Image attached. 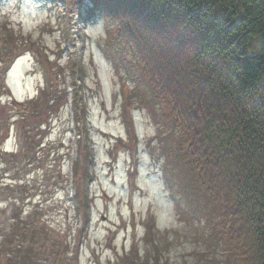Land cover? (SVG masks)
<instances>
[{
	"label": "trees",
	"instance_id": "1",
	"mask_svg": "<svg viewBox=\"0 0 264 264\" xmlns=\"http://www.w3.org/2000/svg\"><path fill=\"white\" fill-rule=\"evenodd\" d=\"M81 1L67 0L71 9ZM92 1L90 15H102L107 28L100 49L123 81L124 100L147 109L158 126L152 152L170 189L208 221L206 245L193 264H264V0ZM65 36L73 40L69 31ZM7 41L0 60L25 42L15 33ZM74 66L82 76L79 58ZM51 69L54 79L41 94L19 104L23 145L9 154L15 161L41 151L36 136L44 118L65 104L58 79L63 68ZM84 152L89 170L90 148ZM19 215L4 243L6 263L44 264L47 258V264H65L58 242L54 255L45 250L47 230ZM150 237L152 246L160 245L146 264H170L161 247L169 233Z\"/></svg>",
	"mask_w": 264,
	"mask_h": 264
},
{
	"label": "rangeland",
	"instance_id": "2",
	"mask_svg": "<svg viewBox=\"0 0 264 264\" xmlns=\"http://www.w3.org/2000/svg\"><path fill=\"white\" fill-rule=\"evenodd\" d=\"M69 18L75 19L72 33L77 35V28H81L83 36L77 40L72 35L76 40L71 43L63 36ZM104 22L102 15H96L84 24L76 10L69 13L66 0H0V32L8 24L17 39L33 42L35 52L22 50L11 67L0 72V264H7V252L1 247L4 235L17 222L11 219L12 213H22L27 224L31 221L47 230L44 248L52 250L49 256L54 255L57 242L61 250L66 244L70 249L72 244L77 257L68 264H133L139 257L146 264L149 253L154 255L160 245L152 246V241L145 240L149 230L154 238L171 236L161 242L170 264H193L196 251L203 250L205 242L195 240L194 226L181 220L164 182L163 163L152 152L158 131L155 119L147 110L132 112V120L124 117L123 81L100 49L107 31ZM44 55L62 66L80 58L84 67L79 84L82 119L89 136L87 146L82 144L84 137L80 139L77 174L81 179L76 181V192L85 202L89 220L84 229L82 217L73 211L76 204L72 205L68 195L78 149L76 132H68V108L62 105L44 118V127L38 131L42 133L36 136L42 142L41 151L35 156L29 152L25 160L15 161L9 155L16 151L18 129L22 127L18 119L23 109L17 102L26 103L46 83ZM159 119L165 121L163 111ZM132 123L134 135L129 127ZM87 148L91 152L89 170L84 161ZM68 152L69 157L65 155ZM75 231L83 238L77 248ZM26 250L31 257L32 251Z\"/></svg>",
	"mask_w": 264,
	"mask_h": 264
},
{
	"label": "bare ground",
	"instance_id": "3",
	"mask_svg": "<svg viewBox=\"0 0 264 264\" xmlns=\"http://www.w3.org/2000/svg\"><path fill=\"white\" fill-rule=\"evenodd\" d=\"M150 229V228H149Z\"/></svg>",
	"mask_w": 264,
	"mask_h": 264
}]
</instances>
